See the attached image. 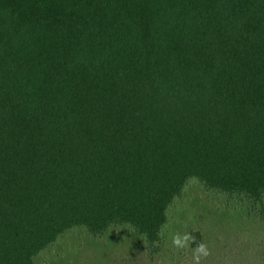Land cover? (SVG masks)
Wrapping results in <instances>:
<instances>
[{"label": "trees", "instance_id": "1", "mask_svg": "<svg viewBox=\"0 0 264 264\" xmlns=\"http://www.w3.org/2000/svg\"><path fill=\"white\" fill-rule=\"evenodd\" d=\"M193 181L253 229L172 239ZM114 228L264 264V0H0V264Z\"/></svg>", "mask_w": 264, "mask_h": 264}, {"label": "rangeland", "instance_id": "2", "mask_svg": "<svg viewBox=\"0 0 264 264\" xmlns=\"http://www.w3.org/2000/svg\"><path fill=\"white\" fill-rule=\"evenodd\" d=\"M239 213L245 212L229 208L193 181L171 210L170 237L187 242L193 230L205 228L213 243L218 240V234L223 242L228 241L234 230L237 233L239 228L254 227L250 217L242 218ZM209 245L212 246L211 242ZM176 250L179 253V249ZM164 256L161 255V259ZM39 260L41 264H155L151 263V255L142 240L122 228L112 229L102 239L92 238L82 230L67 233L44 251Z\"/></svg>", "mask_w": 264, "mask_h": 264}]
</instances>
